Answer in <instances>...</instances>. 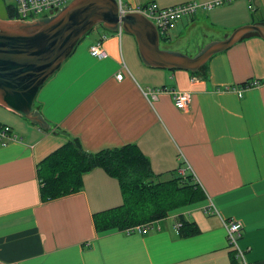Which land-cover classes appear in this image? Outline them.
Returning a JSON list of instances; mask_svg holds the SVG:
<instances>
[{
    "label": "crops",
    "instance_id": "crops-1",
    "mask_svg": "<svg viewBox=\"0 0 264 264\" xmlns=\"http://www.w3.org/2000/svg\"><path fill=\"white\" fill-rule=\"evenodd\" d=\"M208 1L122 0L130 9ZM246 25H264V0L200 11L161 35V48L195 56ZM103 37L107 57L98 59L90 47ZM198 72L148 67L133 36L97 27L38 94L50 129L0 107V123L19 137L0 146V262L241 264L225 229L235 220L248 262L264 264V39L250 34ZM159 88L155 99L148 94ZM172 89L191 93L189 109L176 108ZM70 140L92 153L135 144L161 181L191 174L207 198L153 222L146 235L97 231L94 216L123 204L119 182L103 169L87 174L79 192L41 197L39 165ZM181 218L200 233L181 237Z\"/></svg>",
    "mask_w": 264,
    "mask_h": 264
},
{
    "label": "water",
    "instance_id": "water-1",
    "mask_svg": "<svg viewBox=\"0 0 264 264\" xmlns=\"http://www.w3.org/2000/svg\"><path fill=\"white\" fill-rule=\"evenodd\" d=\"M120 24L125 33L135 38L145 65L192 73L250 34L264 39V25H246L190 56L161 48L158 28L143 14L129 12L121 17L118 0H72L52 17L33 22L0 19V107L28 119L42 130L50 129L35 108L40 90L94 29L102 27L118 32Z\"/></svg>",
    "mask_w": 264,
    "mask_h": 264
},
{
    "label": "trees",
    "instance_id": "trees-1",
    "mask_svg": "<svg viewBox=\"0 0 264 264\" xmlns=\"http://www.w3.org/2000/svg\"><path fill=\"white\" fill-rule=\"evenodd\" d=\"M7 20L16 19V11L7 6ZM164 37L161 36V41ZM199 72L193 73L198 75ZM103 169L120 185L123 204L94 216L97 231L128 229L162 220L172 211L204 201L207 197L191 174L161 181L150 160L135 144L98 152H87L78 140H70L40 165L38 176L43 201L58 199L83 189L84 177ZM180 235L189 238L199 229L181 218Z\"/></svg>",
    "mask_w": 264,
    "mask_h": 264
},
{
    "label": "built area",
    "instance_id": "built-area-1",
    "mask_svg": "<svg viewBox=\"0 0 264 264\" xmlns=\"http://www.w3.org/2000/svg\"><path fill=\"white\" fill-rule=\"evenodd\" d=\"M72 0H15L16 2V19L24 22H33L38 19L52 17L56 15L63 7L67 6ZM235 0H213L208 2H189L178 4L170 7H162L157 3H150L136 9H130L124 6L122 0H118L120 8V16L123 17L129 12H137L143 14L150 21H152L158 28L161 35H165L169 31L176 28V26L186 18L195 17L200 11H211L215 7L225 5ZM119 32L122 33V25L120 24ZM105 37L100 38L90 47L91 56L103 59L107 57V52L104 49L103 42ZM118 80L123 79V74L117 75ZM260 82H250L244 86V89L258 87ZM164 88L149 89L148 94L155 99L157 94L163 92ZM240 91V90H239ZM173 102L177 109L185 111L189 109L192 102V95L188 91L172 89L169 91ZM19 140L17 134L13 129L5 124L0 123V146H6L9 143ZM41 184V183H40ZM211 208H207L206 212L211 213ZM152 223L139 225L128 229L125 233L128 235L139 233L146 235L152 228ZM182 224L177 225L180 231ZM227 231V238L229 247L234 251L236 258L241 264H250L247 260L248 249L241 247V239L243 237L242 223L232 220L225 223Z\"/></svg>",
    "mask_w": 264,
    "mask_h": 264
},
{
    "label": "rangeland",
    "instance_id": "rangeland-1",
    "mask_svg": "<svg viewBox=\"0 0 264 264\" xmlns=\"http://www.w3.org/2000/svg\"><path fill=\"white\" fill-rule=\"evenodd\" d=\"M227 4H229V3H227ZM7 6L16 7L15 0H0V19L5 20L8 18V13L6 10Z\"/></svg>",
    "mask_w": 264,
    "mask_h": 264
}]
</instances>
